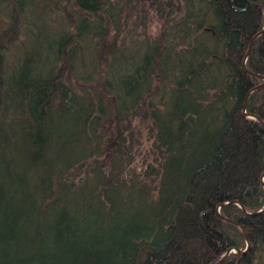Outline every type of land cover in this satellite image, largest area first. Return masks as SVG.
<instances>
[{
	"label": "trees",
	"instance_id": "trees-1",
	"mask_svg": "<svg viewBox=\"0 0 264 264\" xmlns=\"http://www.w3.org/2000/svg\"><path fill=\"white\" fill-rule=\"evenodd\" d=\"M155 1L0 0V264H255L264 0Z\"/></svg>",
	"mask_w": 264,
	"mask_h": 264
},
{
	"label": "rangeland",
	"instance_id": "rangeland-1",
	"mask_svg": "<svg viewBox=\"0 0 264 264\" xmlns=\"http://www.w3.org/2000/svg\"><path fill=\"white\" fill-rule=\"evenodd\" d=\"M137 3L139 4V9L144 10V12L147 14L148 17V27H149V33L152 35H158V32L161 28V21H159L158 16L156 14V6L157 2L155 0H137ZM2 6H0V19L3 23H5L7 26H9L10 21L8 20L7 16L2 11ZM1 14H4L5 17H1ZM23 37H21V40ZM261 87V86H260ZM144 138L142 140V145L137 147L135 149V158L133 161L132 166L129 169L128 174L132 175H141L143 171L147 170L149 166L156 167L157 165V159L158 152L155 151V147H153V141L150 140V135L148 132H143ZM158 167L156 168V170ZM142 172V173H141ZM154 177L150 178L149 183L152 188L156 186V188L159 186V177L156 175H153ZM147 178H145L146 181ZM256 253V259L255 264H264V243L258 247V249L255 251Z\"/></svg>",
	"mask_w": 264,
	"mask_h": 264
},
{
	"label": "bare ground",
	"instance_id": "bare-ground-1",
	"mask_svg": "<svg viewBox=\"0 0 264 264\" xmlns=\"http://www.w3.org/2000/svg\"><path fill=\"white\" fill-rule=\"evenodd\" d=\"M263 31H264V30H263ZM263 31H262V32H263ZM259 34H260V33H259ZM262 35H264V34H262ZM260 36H261V35H260ZM255 39H256V37H255L253 40L255 41ZM254 41H252V43H251L252 45L254 44ZM246 59H247V56H246L245 61H244V62H245V69H246V72L252 74V76H254V77L258 76V77H260V78H262V79L264 80V77H262V76H260V75H257V74H254V73L250 72V71L247 69V67H246ZM261 178H262V184H263V186H264V173L262 174ZM233 203H235L236 205H238V206H239V207H240V208L246 213V215H248V216H251V215H252V216H255V215H262V213H264V206L262 207L261 211H259V212H257V213H251V214H250V213H248V212L245 210L244 206H243L241 203H239V202H234V201H233V202H229V203H227V204H224V205L219 206V208H218V212H219L220 217L223 218V216L221 215V212H220V208H221V207H228V206H230V204H233ZM244 231L246 232L245 229H244ZM244 231H243V232H244ZM245 232H244V233H245ZM246 234H247V236H246ZM246 237L249 239V235H248L247 232L245 233V240H246ZM249 243H250V241H249ZM251 245H252V244H251ZM245 250H246V249H245ZM245 250H242V251H245ZM228 251H229V250H228ZM228 251H227V252H228ZM242 251H241V252H242ZM227 252H225V253L223 254V256L221 257V259L226 255ZM248 252H249V251H248ZM248 252L243 253L242 255H245V254H247ZM232 253H235V254L241 255V254H239L234 248H233L232 252L230 253V255H232ZM230 255H229V256H230ZM229 256H228V257H229ZM228 257H227V258H228ZM227 258H225V259H227ZM225 259H224V260H225ZM224 260H223V261H224ZM220 261H221V260H220ZM220 261H219V262H220ZM223 261H222V262H223ZM219 262H218L217 264H219ZM222 262H221V263H222Z\"/></svg>",
	"mask_w": 264,
	"mask_h": 264
},
{
	"label": "water",
	"instance_id": "water-1",
	"mask_svg": "<svg viewBox=\"0 0 264 264\" xmlns=\"http://www.w3.org/2000/svg\"><path fill=\"white\" fill-rule=\"evenodd\" d=\"M262 34H264V31L263 32H261L260 34H258L257 36H256V38L257 37H259L260 35H262ZM262 86H264V85H262ZM259 88H261L260 86L259 87H257L256 88V90L257 89H259ZM247 101H248V97L246 98V101H245V103H244V108H243V115H245L246 117L247 116H249V117H251V118H254V119H257V118H255L254 116H252V115H249V114H246V111H247V107H248V104H247ZM259 119V118H258ZM257 119V120H258ZM259 121L260 122H262L260 119H259ZM242 227V226H241ZM242 229H243V231H244V227H242ZM245 232V231H244ZM246 233V232H245ZM246 236H247V234H246ZM246 243H247V247H246V250L245 251H240V250H238V249H236V248H234L239 254H243V253H246V252H248V251H250L251 250V248H252V245H251V243H249V239L246 237ZM233 250V249H232ZM232 250H229L227 253H226V255L221 259V261L219 262V264H221V262L225 259V258H227L229 255H230V253L232 252Z\"/></svg>",
	"mask_w": 264,
	"mask_h": 264
}]
</instances>
